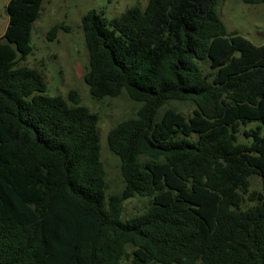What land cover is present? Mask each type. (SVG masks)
Wrapping results in <instances>:
<instances>
[{
    "label": "trees",
    "instance_id": "16d2710c",
    "mask_svg": "<svg viewBox=\"0 0 264 264\" xmlns=\"http://www.w3.org/2000/svg\"><path fill=\"white\" fill-rule=\"evenodd\" d=\"M44 1L10 0L0 37V264H264V46L228 32L224 0L84 15L91 95L141 105L109 132L111 194L99 115L22 64ZM136 196L149 207L124 219Z\"/></svg>",
    "mask_w": 264,
    "mask_h": 264
},
{
    "label": "rangeland",
    "instance_id": "374dc122",
    "mask_svg": "<svg viewBox=\"0 0 264 264\" xmlns=\"http://www.w3.org/2000/svg\"><path fill=\"white\" fill-rule=\"evenodd\" d=\"M9 2L10 0H0V37L5 34L9 24ZM148 2L149 0H45L31 33L30 46L33 52L22 62L23 65L42 73L48 95L67 97L70 91H76L80 95L81 104L99 115L102 161L111 194H121L124 182L120 173V160L108 147L109 132L119 122L135 117L141 105L131 100L126 92L117 98L107 97L102 100L91 95L84 80L89 67V52L81 20L92 10L104 13L109 19L118 18L132 7L145 9ZM218 13L229 33L237 32L253 44L264 46L263 4L224 0L218 7ZM57 25H63L67 29H61L56 39L50 41L48 33ZM166 108H173L190 116L195 107L188 102H170ZM163 110L162 107L159 118ZM251 188L262 190L259 177H252ZM148 207V199L136 196L124 203L123 218L138 215ZM120 264L130 263L124 260Z\"/></svg>",
    "mask_w": 264,
    "mask_h": 264
}]
</instances>
